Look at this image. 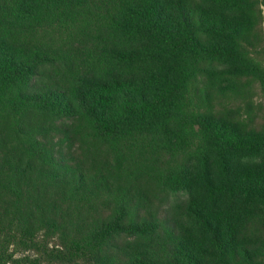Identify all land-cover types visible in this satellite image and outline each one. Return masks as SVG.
Segmentation results:
<instances>
[{"label": "trees", "instance_id": "16d2710c", "mask_svg": "<svg viewBox=\"0 0 264 264\" xmlns=\"http://www.w3.org/2000/svg\"><path fill=\"white\" fill-rule=\"evenodd\" d=\"M0 264H264V0H0Z\"/></svg>", "mask_w": 264, "mask_h": 264}]
</instances>
